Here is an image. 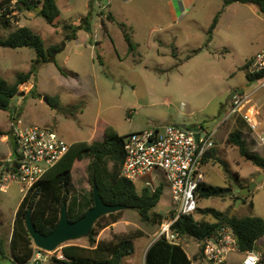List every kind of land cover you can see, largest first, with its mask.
<instances>
[{
    "label": "rangeland",
    "instance_id": "374dc122",
    "mask_svg": "<svg viewBox=\"0 0 264 264\" xmlns=\"http://www.w3.org/2000/svg\"><path fill=\"white\" fill-rule=\"evenodd\" d=\"M192 1L189 9H179L177 20L172 18L167 0H124L116 21L107 13L109 0H59L61 15L54 24L39 15L41 9L15 11L6 28L0 22V38L28 26L44 39L45 48L59 46L61 50L51 62L38 63L33 48L0 46V77L10 84L16 82L19 74L37 68L27 82L20 84L18 94L11 100V110L0 109V156L9 152V131L17 120L51 127L70 143L103 140L107 126L120 135H128L186 124L189 128H218L216 157L204 166L207 183L222 186L227 192L235 183L246 186L260 178L264 171L246 160L227 138L242 121L246 124L243 137L248 148L264 155V145L259 144L257 134L240 115L227 121L226 118L230 113L229 94L235 89L250 91L255 87L248 78L246 64L264 48V16L252 4L233 2L225 6V0ZM38 4L42 8L43 3ZM220 10L223 12L213 38L208 41V30ZM85 20L91 31L84 28ZM70 24L79 27L77 38L65 40L70 31L65 26ZM126 35L131 36L133 50ZM47 97H59V108L49 105L44 100ZM252 104L261 120L259 130H264V89L254 95ZM89 163L88 157L75 163L70 197H89ZM162 183L160 207L168 208L171 214L170 187L164 179ZM19 188L13 183L8 192L0 191L1 237L9 235L14 224L15 210L23 197ZM224 195L200 199L199 208L213 207L224 213L234 209L233 215L238 217L264 218V178L244 201H237L240 204L236 208V193ZM169 214L161 222H145L135 209H124L121 218L101 230L96 238L109 240L115 233L141 231L142 236L136 239L133 252L123 264H145L146 250L157 239L159 226L171 217ZM194 217L215 220L199 211ZM182 239V246L193 256L199 248L197 239ZM72 243L89 246L90 240L86 237L69 241L53 252L42 250L40 260L43 264H56L52 257L62 246ZM255 251L262 259L264 237L257 242ZM229 259L232 264H240L242 254H232Z\"/></svg>",
    "mask_w": 264,
    "mask_h": 264
},
{
    "label": "trees",
    "instance_id": "16d2710c",
    "mask_svg": "<svg viewBox=\"0 0 264 264\" xmlns=\"http://www.w3.org/2000/svg\"><path fill=\"white\" fill-rule=\"evenodd\" d=\"M0 0V9L5 10L0 15V22L4 28L10 26V20L15 11L35 10L38 3L42 2L39 12L50 24H54L61 15L57 0ZM233 2L252 4L258 7L264 16V0H225V6ZM224 10V9H223ZM223 10H220L208 30V41L213 38V32L217 27L218 19ZM9 15V16H8ZM86 24L88 23L85 20ZM77 25H66L70 31L66 34L65 40L77 38ZM91 31L90 26L84 27ZM130 50L134 49L130 35H126ZM0 46L9 48L30 47L36 51L38 63L51 62L52 54L59 49V46L45 48L44 39L28 26H22L9 33L6 37L0 38ZM199 50V49H198ZM198 50H194L196 53ZM173 55L178 57L177 51ZM191 56V55H189ZM249 61V60H248ZM63 73V69L59 67ZM37 72L34 66L30 72L19 74L16 82L10 84L0 77V109L11 110V100L18 94L20 84L27 82L31 75ZM250 81L255 82L253 76L248 75ZM34 89V88H33ZM31 90L34 92V90ZM35 95L37 93L34 92ZM36 97V96H35ZM47 102L54 108H59V97H47ZM63 109V108H62ZM65 109H70L65 107ZM72 111L74 107L71 108ZM239 127L234 128L228 135V142L237 146L240 153L246 160L253 163L264 171V155L256 153L248 148L247 141L243 137V127L246 124L239 122ZM10 133L12 130L9 131ZM126 135H120L112 126L104 129V138L92 143L87 141H75L70 149L58 164H56L44 177L38 181L23 197L17 210L13 232L10 240L11 253L7 255L4 249L5 241L0 238V253L18 264H28L34 254V242L26 226L27 211L32 208V218L36 228L43 234L51 233L57 226L60 219V212L67 203L69 217L72 221L81 218L93 205V188L89 197L79 199L71 196L72 170L78 160L84 157L90 159L88 172L91 181L95 178L103 199L109 204L126 205L135 209L141 219L145 222H161L170 213L168 208L160 207L161 197L164 192V184L161 183L155 190L143 185L147 178L132 182L122 175V166L125 161L124 139ZM216 157L215 147L205 156V164ZM224 165V161H221ZM228 172V168L226 167ZM143 182V183H142ZM232 183V181L230 180ZM142 183V184H141ZM93 186V185H92ZM226 188L218 185L202 182L198 188V199L224 197ZM235 195V199L237 198ZM123 210L102 216L94 225L88 236L89 246L80 244H66L61 247L60 252L66 260L59 259L56 255L52 257L54 263L65 262L68 264H123V261L134 250L135 241L141 237V231L136 230L126 234L115 233L112 239L97 240L100 231L120 218ZM167 211V213H166ZM210 214L215 219L213 222L197 220L194 215H186L179 218L175 223L181 236L194 237L197 240H205L214 235L219 228L228 224L231 225L238 242L240 251H253L257 242L264 237V218L255 215L230 216L213 207L198 208L197 212ZM173 215V213L169 214ZM42 251V250H38ZM42 264V263H40ZM145 264H192L186 250L181 245L171 244L165 238L159 237L149 246L145 255ZM264 264V253L261 259Z\"/></svg>",
    "mask_w": 264,
    "mask_h": 264
},
{
    "label": "built area",
    "instance_id": "2783aa9c",
    "mask_svg": "<svg viewBox=\"0 0 264 264\" xmlns=\"http://www.w3.org/2000/svg\"><path fill=\"white\" fill-rule=\"evenodd\" d=\"M4 10L5 6L0 9V15ZM246 66L248 75L256 78L255 87L233 95L226 121L233 115H240L257 134L259 144L264 145V130H259L261 120L252 104L254 95L264 89V48L249 59ZM217 133L218 128L208 130L203 126L189 128L170 124L125 136L122 175L132 182L147 178L144 185L153 190L160 186L162 179L170 187L173 215L160 224L157 238L163 237L171 244L182 246V236L174 226L180 217L194 215L200 207L197 191L205 181L204 160L216 145ZM11 135L10 153L0 157V191L6 193L11 184L17 183L25 197L49 170L65 158L72 143L51 127L24 124L21 120L13 124ZM197 241L198 251L189 256L192 264H232L229 259L232 254H242L240 264H261V257L255 250L240 251L231 225L224 224L211 237ZM56 256L66 260L61 252ZM37 258H40V252Z\"/></svg>",
    "mask_w": 264,
    "mask_h": 264
},
{
    "label": "water",
    "instance_id": "95a60500",
    "mask_svg": "<svg viewBox=\"0 0 264 264\" xmlns=\"http://www.w3.org/2000/svg\"><path fill=\"white\" fill-rule=\"evenodd\" d=\"M36 11H39L41 8L36 7ZM61 50H57L52 54L51 60L55 59V56ZM243 89H235L233 90L229 96L228 100H230L233 95L237 92H241ZM44 100L47 101L45 98ZM183 127H186V124H182ZM195 130H197L195 128ZM198 137V134H197ZM264 178V174H260V178L251 182L249 185L242 186L239 183L233 184V188L229 191H225L224 194H229L230 192H234L238 195L235 208L239 206L238 200L244 201L245 197L251 194V192L260 184L261 180ZM92 188L94 194V205L79 219L72 221L69 217L67 203H64L61 212L60 219L56 226V228L49 234L41 233L35 226L32 218V208L27 211L26 214V226L29 230V233L33 239V242L37 248L40 250H44L47 252H53L57 250V248L69 241L86 238L90 235L92 228L95 223L104 215L115 213L120 210L128 209L126 205L119 204H109L107 203L100 194L99 187L96 179L94 178L92 181ZM233 211H231L230 216H233ZM41 260L37 259L34 264H40ZM57 264H68L65 262L57 263Z\"/></svg>",
    "mask_w": 264,
    "mask_h": 264
},
{
    "label": "crops",
    "instance_id": "0c3cea01",
    "mask_svg": "<svg viewBox=\"0 0 264 264\" xmlns=\"http://www.w3.org/2000/svg\"><path fill=\"white\" fill-rule=\"evenodd\" d=\"M132 1H135V0H127L128 3L132 2ZM151 1L154 2V0H151ZM123 3H124V0H109V11L107 13L109 15H111L114 18L115 21L118 19L117 17H118V14L120 12V8L123 6ZM193 3L194 2L192 0H167L166 6H167L168 10L170 11V13L172 15V18L175 19V20H177L180 17V15H178L179 9H181V10H184L185 8L186 9H189L190 7H192ZM237 3H240V2H237ZM57 5L59 6V0H57ZM228 6H231V5H228ZM9 144H10V149H9V152L7 153V155L10 153V150H11V147H12V139L9 141ZM7 155L6 154H2L0 157L7 156ZM22 199H23V197H22ZM22 199L20 200L18 206L16 207L14 219H15L17 210L19 208V205H20ZM113 227H114V225H113ZM12 232H13V226L10 229L9 235L8 234H4V235H2V237L0 236V238H3L4 241H5L4 249L6 250L8 256L11 253V250H10V240H11ZM34 248H35V254L33 256V260L36 261L38 249L36 248L35 245H34ZM4 261H9L12 264H18L17 262L12 261L8 257H4L0 253V264H6ZM31 261L28 264H32ZM35 261H33V263ZM41 263L43 264L42 261H41Z\"/></svg>",
    "mask_w": 264,
    "mask_h": 264
},
{
    "label": "clouds",
    "instance_id": "9594fccd",
    "mask_svg": "<svg viewBox=\"0 0 264 264\" xmlns=\"http://www.w3.org/2000/svg\"><path fill=\"white\" fill-rule=\"evenodd\" d=\"M36 248H37V247H36ZM37 249L40 250L39 248H37ZM38 252H41V251H38ZM59 252H60V251H59ZM55 255H56V254H55ZM40 258H41V257H40ZM40 258H37V259H40ZM32 259H33V258H32ZM37 259H36V260H37ZM34 261H35V260H34ZM33 264H34V263H33Z\"/></svg>",
    "mask_w": 264,
    "mask_h": 264
},
{
    "label": "flooded vegetation",
    "instance_id": "af4514ba",
    "mask_svg": "<svg viewBox=\"0 0 264 264\" xmlns=\"http://www.w3.org/2000/svg\"><path fill=\"white\" fill-rule=\"evenodd\" d=\"M240 185H242V184H240ZM233 186V185H232ZM242 186H244V185H242Z\"/></svg>",
    "mask_w": 264,
    "mask_h": 264
}]
</instances>
